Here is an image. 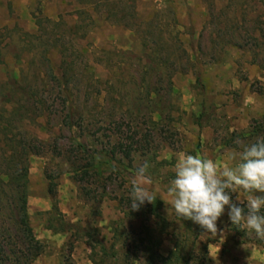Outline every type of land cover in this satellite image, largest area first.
I'll return each mask as SVG.
<instances>
[{
	"label": "rangeland",
	"instance_id": "1",
	"mask_svg": "<svg viewBox=\"0 0 264 264\" xmlns=\"http://www.w3.org/2000/svg\"><path fill=\"white\" fill-rule=\"evenodd\" d=\"M259 137L264 0H0V264L27 254L18 162L32 264H264L254 232L225 213L207 233L166 196L178 154L222 168ZM145 161L162 204L132 211Z\"/></svg>",
	"mask_w": 264,
	"mask_h": 264
},
{
	"label": "clouds",
	"instance_id": "2",
	"mask_svg": "<svg viewBox=\"0 0 264 264\" xmlns=\"http://www.w3.org/2000/svg\"><path fill=\"white\" fill-rule=\"evenodd\" d=\"M231 159L236 161L234 165L225 164L221 168L217 161L200 154H178L166 196L176 217L193 222L207 233L223 235L218 221L226 213L232 225L264 239V195L252 196L246 205L231 195L237 190L264 193V137L243 146ZM149 167L147 161L139 165L131 180L132 211L153 203L156 198L155 192L147 187L151 184ZM242 247L247 249L252 245L243 243Z\"/></svg>",
	"mask_w": 264,
	"mask_h": 264
},
{
	"label": "trees",
	"instance_id": "3",
	"mask_svg": "<svg viewBox=\"0 0 264 264\" xmlns=\"http://www.w3.org/2000/svg\"><path fill=\"white\" fill-rule=\"evenodd\" d=\"M22 150V149H21ZM91 162L93 164L97 163L95 156L90 155ZM24 164V165H23ZM28 168L25 163L18 162L17 173L10 176V180L13 183H17L20 187L18 201H19V225L21 231L25 238V246L27 248V254L24 255L23 264H32L41 252V243L36 239L34 231L30 225V219L28 214V197H27V183H28ZM153 202L162 204L161 201L155 199ZM159 219H162V216L158 215ZM163 220V219H162ZM160 260H165L164 257L160 256Z\"/></svg>",
	"mask_w": 264,
	"mask_h": 264
}]
</instances>
